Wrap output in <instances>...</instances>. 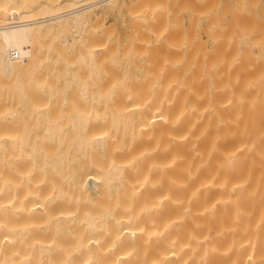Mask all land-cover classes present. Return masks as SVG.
<instances>
[{"label": "bare ground", "instance_id": "bare-ground-1", "mask_svg": "<svg viewBox=\"0 0 264 264\" xmlns=\"http://www.w3.org/2000/svg\"><path fill=\"white\" fill-rule=\"evenodd\" d=\"M0 264H264L262 0H0Z\"/></svg>", "mask_w": 264, "mask_h": 264}, {"label": "rangeland", "instance_id": "rangeland-1", "mask_svg": "<svg viewBox=\"0 0 264 264\" xmlns=\"http://www.w3.org/2000/svg\"><path fill=\"white\" fill-rule=\"evenodd\" d=\"M28 1H29V0H28ZM34 1H35V0H34ZM57 1H59V0H57ZM241 1H242V0H241ZM37 2H38V0H36V3H37ZM41 2H42V1H41ZM262 3L264 4V0H262ZM217 16L221 17V15H216V17H217ZM234 16H235V15H234ZM216 17H215V18H216ZM230 17H232L231 14L228 15L227 17H225V18H227V19L230 20V19H231ZM221 18H222V17H221ZM217 20H218V18H217ZM221 20H222V19H221ZM221 20H219V21H221ZM222 21H223V20H222Z\"/></svg>", "mask_w": 264, "mask_h": 264}]
</instances>
